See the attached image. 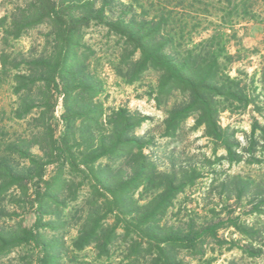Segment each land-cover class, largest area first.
Segmentation results:
<instances>
[{
    "label": "rangeland",
    "instance_id": "obj_1",
    "mask_svg": "<svg viewBox=\"0 0 264 264\" xmlns=\"http://www.w3.org/2000/svg\"><path fill=\"white\" fill-rule=\"evenodd\" d=\"M59 2L68 5L76 19L90 18V23L81 29L83 53L78 56H85L88 71L101 82L95 102L105 112L126 108L143 118L141 125L133 130V137L142 139L143 152L156 173L167 175L168 180L183 187L159 221V237L175 233L183 236L185 242H192L191 247L174 249L172 264H264V207L259 214L252 212L261 196L255 197L252 190L241 192L234 187L235 178L240 176L247 183L256 181L261 195L264 191V140L260 137L264 128V88L259 74L264 57V0ZM35 6H40L39 0H0V156L6 161L16 159L14 151L22 152L14 147L20 138L37 137L50 122L59 140L65 128L60 97L49 122L46 121L48 114L41 118L35 110L28 117H17L19 103L28 97L29 90L15 92L14 76L32 70L36 80H43L40 77L43 69L36 60L55 53L57 39L47 22L30 29L25 27L36 23L38 15L31 13ZM98 11L104 16L103 22H121L124 26L141 22L159 24L160 35L169 42L168 53L185 57L191 51L202 58L233 57L232 61H222L224 68L232 78L241 81L243 90L253 98L245 108L227 103L228 109L219 118L220 125L228 127L239 142L238 161L230 162L222 147L204 137L203 128L194 127V117L181 122L171 136L165 135L167 112L184 103L186 96L178 92L169 97L159 96L158 74L153 70L127 83L126 60L131 57L135 61L139 54L133 53L122 38L99 23ZM29 14L31 18L27 20ZM218 32L223 36L216 39L214 48L204 43ZM37 84L31 88L34 94L30 96L41 102L43 96L37 89L44 84L39 81ZM31 152L40 155L37 146ZM20 162L26 164L24 160ZM99 162L109 163L105 158ZM56 168L48 166L43 179L51 180ZM68 175L72 176L64 171V178ZM159 186L154 182L146 189L140 188L135 198L144 204ZM30 188L27 197L17 189H10L0 197V229L11 232L18 223L33 227L37 205L32 198L35 187ZM78 188L77 201L70 200L65 193L57 195L51 191L57 201L43 207L46 215L35 228L45 248L33 243L23 245L2 254L0 264H42L39 260L43 256H47L46 264H160L154 261V254L130 257L127 242L123 240L109 246L108 256L99 255L94 245L75 250L72 243L89 208V191L85 185ZM108 224L112 221L108 220ZM210 228L216 230V237L211 235ZM239 229L249 232V237L243 236ZM165 248L169 251L172 246L165 245Z\"/></svg>",
    "mask_w": 264,
    "mask_h": 264
},
{
    "label": "trees",
    "instance_id": "obj_2",
    "mask_svg": "<svg viewBox=\"0 0 264 264\" xmlns=\"http://www.w3.org/2000/svg\"><path fill=\"white\" fill-rule=\"evenodd\" d=\"M39 4L31 11L33 15H38L36 23L25 27L30 29L47 22L57 39L52 57L55 56L36 60L43 69L40 74L43 80H36V73L32 70L14 76L15 92L29 90L28 97L19 103L17 114H20L17 117H28L35 110L41 118L48 114L46 121L49 122L57 97H60L65 128L62 137L57 140L49 122L46 130L39 132L37 137L18 140L14 147H19L22 152L13 153L18 161L15 158L6 161L0 156V197L10 189H17L20 195L27 197L33 185L35 191L32 198L37 205V218L32 228L18 223L11 232L0 229V256L32 243L45 248L42 236L35 229L46 215L43 207L57 201L54 194L65 193L70 200L77 201L80 191L77 186L85 185L89 191V208L73 240L75 250L81 251L94 245L99 255L108 256L109 246L123 240L127 242L130 257L154 254V261L172 264L174 249L191 247L192 242H185L183 236L175 233L159 237V221L183 187L168 180L167 175L156 173L152 162L143 152L145 144L142 139L133 137V130L141 125L143 118L126 108L105 112L102 105L95 102L101 82L88 71L85 56H78L83 53L80 48L81 29L90 23V18L84 16L76 19L70 7L59 0H39ZM98 12L99 23L122 38L133 53L139 54L135 61L131 57L126 60L127 83L136 81L145 71L153 70L158 74L159 96L169 97L174 92L186 96L184 103L167 112L165 135L171 136L181 122L194 117V127L203 128L204 137L222 147L230 162L238 161L239 142L233 133H229L228 127L220 125L219 118L228 109L225 107L227 103H237L245 108L253 102V98L243 90L241 81L232 78L224 68L223 62L232 61L233 57L212 55L202 58L191 51L185 57L168 53L169 42L160 35L159 24L141 22L124 26L121 22H103L104 16ZM30 18L29 14L26 19ZM221 33L212 35L204 43L214 48L216 39L223 36ZM262 60L259 74L264 88V57ZM37 81L44 84L37 89V93L43 96L42 104L30 96L34 94L31 88L38 85ZM255 131L253 128L252 134ZM260 137L264 140V128L260 131ZM34 146H37L40 155L32 154ZM103 158L109 163L99 162ZM54 165L57 167L56 174L51 180H44L45 169ZM64 171L72 176L64 178ZM154 182H158L159 188L144 204H140L135 198L137 191L146 189ZM258 186L254 180L247 183L240 176L235 178L236 189L241 192L252 190L253 196H261L252 210L259 214L264 207V191L261 195ZM108 220L112 221L111 225ZM211 231V235L216 237V230L212 228ZM240 233L249 237V232L240 230ZM165 245L172 248L166 251ZM46 261L47 256L39 260L42 264H46Z\"/></svg>",
    "mask_w": 264,
    "mask_h": 264
}]
</instances>
